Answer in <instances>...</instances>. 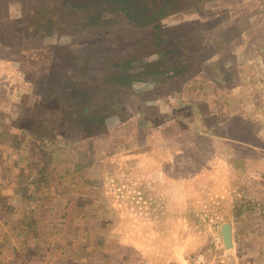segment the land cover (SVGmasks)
Returning <instances> with one entry per match:
<instances>
[{"label": "rangeland", "instance_id": "374dc122", "mask_svg": "<svg viewBox=\"0 0 264 264\" xmlns=\"http://www.w3.org/2000/svg\"><path fill=\"white\" fill-rule=\"evenodd\" d=\"M43 1L40 5L53 19L48 31L27 22L32 0H0V264H122L125 247L119 237L121 230L128 233L131 228L117 226L119 217L111 203L122 199L118 189L132 169H163L164 161L157 159H164L165 152H181L180 142L171 137H199L191 129L196 124L187 121L196 110L204 129L208 127L201 131L217 140L208 144L205 138L210 136L204 135V145L198 142L207 156L199 167L223 169L226 186H235V195L225 192L221 200L231 204L221 205L217 214L223 216L219 221L233 224L236 246L234 252H224L213 227L205 226L204 242L184 259L202 253L216 264H264L259 204L253 211L259 224L256 234L249 235L252 214L243 209L261 202L259 187L264 183V163L259 159L264 156V0H197L201 12L190 9L162 19L172 38L161 48L160 60L170 72L154 74L159 81H135L130 89L113 87L104 124L86 135L76 114L66 113L59 100L61 80L70 76L80 85L89 82L96 87L90 81L104 63L94 57L85 68L84 49L98 45L107 60H115L109 64L119 65L123 54L158 51L157 31L119 26L93 33L81 26V20L67 23L71 18L65 11L58 13V0ZM193 20L199 21L195 28ZM231 123L236 128L228 131ZM163 138L170 142L163 144ZM249 153L252 157L243 162V154ZM233 154L235 158L227 156L226 161V155ZM229 165L236 168L235 178L227 173ZM169 166L178 172L185 169L174 162ZM204 175L213 176L207 171ZM190 184L191 200L196 189ZM23 194L32 195L31 200L26 197L27 207L21 206ZM7 206L17 207L16 220L29 214L37 221L29 222L20 234L4 222ZM202 211L207 214L208 209ZM84 245L87 252L88 247L98 249L80 257L75 251L83 252ZM131 259L126 256V262L138 264Z\"/></svg>", "mask_w": 264, "mask_h": 264}, {"label": "crops", "instance_id": "0c3cea01", "mask_svg": "<svg viewBox=\"0 0 264 264\" xmlns=\"http://www.w3.org/2000/svg\"><path fill=\"white\" fill-rule=\"evenodd\" d=\"M192 101L195 102L196 98H193ZM193 104L195 103H190V106ZM185 106L189 105L186 104ZM195 108L193 107L192 113H194ZM196 111L194 113L196 116L188 117L187 121L196 124L193 127L191 126V129H195L198 132L197 136L201 137L202 135V139L187 136L185 140H181L180 137H177L178 139L171 137L174 138L170 139L173 142L177 140L180 142L182 146L181 152L173 154L165 152L163 155L164 159L161 157L157 159L159 160L158 163L164 161L163 169H155V167L143 170L142 168H139L141 170L132 169L131 175L126 177L130 178L125 179L122 186H120L121 188L118 189L119 195L123 196L122 199L116 198L111 203L119 217L117 226L128 225L131 228L128 233L126 230H121L123 237H119V240L121 239L120 241L125 247V253L121 254V258L125 259L121 262L122 264L126 262V256H131V260L138 264H186L184 255L190 253V251L192 252V250L201 246L202 242H204L205 226H212L214 230L213 234L221 238L220 230L223 223L231 225L233 247L230 251H227L223 243L221 246L224 252H234L233 248L236 246V241H234L235 230L233 229V224L230 221L227 222V220L219 221V218L223 216L220 213L217 214V211L221 209V205L222 208L223 206L225 208L226 205L229 206L231 204L230 201L225 204L223 203L225 201L221 200L225 197V192L234 193L235 195L236 191L233 189L235 186H226L224 179L227 174L225 175L223 169L213 172L199 167V165L202 166L200 163L207 156L203 153V149L198 142L204 145V135L210 136L209 138H205L208 144H212L213 141L216 142L217 140L214 139L213 134H209L210 132L205 133L201 131L202 128L207 131L208 127L204 129L203 123L205 122L198 118ZM185 126L187 131L185 133L189 135L190 128L188 129V126ZM230 128L231 130L236 128L235 124L231 123L228 131H231ZM181 134H184V132ZM163 139V144L164 142L166 144L170 142L166 138ZM235 147L234 149H236ZM236 151L232 153L236 154ZM243 155H245L242 159L243 162H245L246 157H252L250 153L249 155ZM227 156L235 158L234 154ZM229 157H227L226 161H229ZM146 158H149V156H146ZM249 159L251 160V158ZM259 159L261 163H264L263 155ZM149 160L151 161V158ZM169 162L171 166L173 162L179 163L183 169L185 167L184 171L178 172L174 168L170 169ZM166 163L167 170L164 169ZM206 171L211 172L213 176L206 178L204 175ZM227 173L234 178L237 176L236 168L232 165H229ZM241 178L245 179L246 174H242ZM187 182L192 183L190 185L196 189L194 199L191 200L188 198L189 185H187ZM224 188L227 190H224ZM259 188L261 189V202H251L250 205L253 206H243V209L252 214L247 223L249 235L255 233L256 225L264 224V183H261ZM222 189L223 191H221ZM256 204H259L261 221L259 224L257 223L256 214L253 212L257 209ZM218 205V209L214 211V208ZM205 207L208 209L207 214H203L202 211ZM188 211L191 212L192 216ZM128 219L131 220L128 221ZM172 229L177 231H172ZM259 252L260 256L264 257V249L261 248ZM254 255L252 252L248 254L251 257ZM126 263L130 264L131 262Z\"/></svg>", "mask_w": 264, "mask_h": 264}, {"label": "trees", "instance_id": "16d2710c", "mask_svg": "<svg viewBox=\"0 0 264 264\" xmlns=\"http://www.w3.org/2000/svg\"><path fill=\"white\" fill-rule=\"evenodd\" d=\"M199 2L197 0H58L56 2V10L58 13L65 11L69 14L68 16H70L71 21H67V23L73 24L74 20V23L78 24L81 20L83 21L81 26L90 28L89 30H93V33L97 29L103 28L105 30L109 27L119 26H147L152 27L158 33L155 34L156 38H158L157 46L159 45L160 48L158 51L146 54L136 53V55H129V53L123 54L125 56L117 60L120 62L119 65L109 64L115 60H113V58V61L109 58L107 60V57H104L106 55V52H104L105 49L98 48V45L92 44L87 49H84L87 55L85 68L88 67V64H90L94 57L101 59V62L104 63L101 69L102 71L98 70L95 73V75L98 73L97 77L90 81L96 84V87L89 85V82L80 85L76 78L67 76V78H64L60 82L61 96L59 99L61 100V104L65 107L66 113L74 112L76 114L80 131L83 132V134H91L98 125L104 124L107 118L105 112L110 108V92L113 87L125 86L127 89H130V85L135 81L140 82L146 79L159 81L160 77H153L154 74L166 76L167 73L170 72L168 69L163 68L164 65L160 57L162 54L161 52L164 51L161 48L166 45L168 39L171 40L172 36L166 33L168 31L164 29L160 22L162 19L165 20L167 16L177 12L190 9L201 12V10L197 8ZM42 3H44L43 0H39L37 3L35 1V3L33 2L34 5L29 7L27 12L30 20L27 22L37 24L35 25L37 29L42 26L45 31H48L53 23V19L50 17L51 12L43 5H40ZM52 4L55 6V1ZM34 13H38L39 16L34 15ZM78 13H81V15H78ZM71 14H74L73 17ZM31 15H33L32 18ZM88 17L90 19L87 23H84L87 21ZM196 20H193L191 23L194 28L199 23V21ZM22 33L25 32L23 31ZM28 34L30 35V33ZM165 34L166 37H159V35L163 37ZM149 39L150 38L147 40ZM102 59H104V61ZM143 69H146V71H143ZM140 72L142 73L139 74ZM122 92L126 91L122 90L120 93ZM23 195L25 196L23 200L25 202H23L21 206L27 207L26 201L29 200H27L26 197H29L31 200L32 195ZM16 210L17 207L15 206H7L2 216L5 217L3 218L5 223L10 226H15L21 234L25 232L24 226H27L29 222L35 223L37 220L33 218L36 216H32L33 219L31 220L28 216L29 214H23L22 221L21 219L16 220ZM31 211L33 210H30V212ZM33 214H36V210L33 211ZM96 247H98V245H96ZM84 248L85 250L83 252L75 251V253L79 254L80 257H84L87 252V247L84 245ZM97 249L98 248L95 247H88L87 254H94Z\"/></svg>", "mask_w": 264, "mask_h": 264}, {"label": "water", "instance_id": "95a60500", "mask_svg": "<svg viewBox=\"0 0 264 264\" xmlns=\"http://www.w3.org/2000/svg\"><path fill=\"white\" fill-rule=\"evenodd\" d=\"M220 231L223 246L227 251H230L233 247L231 225L229 223H223Z\"/></svg>", "mask_w": 264, "mask_h": 264}, {"label": "built area", "instance_id": "2783aa9c", "mask_svg": "<svg viewBox=\"0 0 264 264\" xmlns=\"http://www.w3.org/2000/svg\"><path fill=\"white\" fill-rule=\"evenodd\" d=\"M186 264H216L202 253H194L186 256Z\"/></svg>", "mask_w": 264, "mask_h": 264}, {"label": "flooded vegetation", "instance_id": "af4514ba", "mask_svg": "<svg viewBox=\"0 0 264 264\" xmlns=\"http://www.w3.org/2000/svg\"><path fill=\"white\" fill-rule=\"evenodd\" d=\"M197 12V11H196ZM198 13V12H197ZM172 16V15H169V17Z\"/></svg>", "mask_w": 264, "mask_h": 264}]
</instances>
